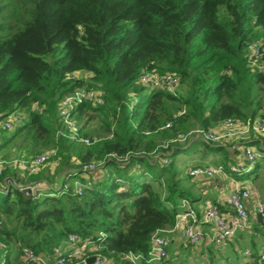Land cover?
<instances>
[{
	"label": "trees",
	"instance_id": "obj_1",
	"mask_svg": "<svg viewBox=\"0 0 264 264\" xmlns=\"http://www.w3.org/2000/svg\"><path fill=\"white\" fill-rule=\"evenodd\" d=\"M258 40L264 41V0H0V118L19 116L12 129H0V239L10 254L14 248L49 254L74 234L101 238L91 254L110 264H136L129 253L147 257L153 233L174 228L182 200L193 206L197 199L187 183L190 168L184 178L175 167L188 148L177 141L180 133L189 125L210 130L229 119L256 120L263 109L264 75L248 55ZM149 74H175L181 92L143 83ZM82 88L102 102L80 104L75 118L105 117L109 136L64 145L57 135L60 105ZM212 143L193 142L223 153L227 169L243 162L238 145L227 153ZM58 146L55 162L66 169L60 186L67 191L37 181L45 195L27 198L15 182L29 174L14 156L31 159ZM157 147L158 156H150ZM8 148L13 153H3ZM94 161L102 162L97 174L88 169ZM261 161L255 169L264 168ZM79 173L88 176L82 195L75 179L67 185ZM202 245L207 255L221 248ZM251 251L255 258L260 250Z\"/></svg>",
	"mask_w": 264,
	"mask_h": 264
},
{
	"label": "built area",
	"instance_id": "obj_2",
	"mask_svg": "<svg viewBox=\"0 0 264 264\" xmlns=\"http://www.w3.org/2000/svg\"><path fill=\"white\" fill-rule=\"evenodd\" d=\"M264 41L258 40L249 46L250 65L254 62L256 70L264 75ZM72 77H75L73 75ZM77 77V75H76ZM142 82L150 83L152 87H167V89L175 94V86L178 84V79L175 74L164 75L162 78L156 74L144 75ZM87 93L81 94L75 91L73 94L65 97L60 105L59 115L61 121V127L57 130V135L65 136L61 132L62 127H66L71 133L72 140L79 139V129L76 124L74 111L84 102H93L99 104L102 102L101 97L95 90L86 91ZM19 116L13 115L7 119L0 118V129L10 130L13 128V124L18 121ZM222 133L214 132L212 130L202 129L201 139L209 142L218 143L225 137L241 138L252 136L256 134H264V121L258 119H248L245 122L226 120L223 122ZM2 140L0 134V142ZM83 142L90 144V140L82 139ZM264 149L261 146L254 147L247 145L243 149L242 159L243 162L238 166H233L227 169L222 164L217 165H204L193 167L189 170V174L194 178H211L216 175H227L229 173L235 174L242 170L247 172L253 170L258 162H260L264 155L261 150ZM47 155H36L31 159H19L14 161L15 164L22 171H26L29 175L37 174L47 160ZM1 163V161H0ZM165 163L168 161L165 160ZM95 167H90L92 169ZM86 170V169H85ZM2 170L0 169V174ZM233 188L226 197V205L229 207L227 212H222L217 205H208L199 217L195 207L190 203L189 199L182 200V211L178 217H183L184 223L181 229V235L184 241L196 246L202 243H212L216 247L227 248L229 247L233 238L241 231L250 227V220L253 217L258 220L260 216V222L264 225V198L260 195L256 188L250 187L245 183H241L237 178H232ZM76 185L75 193L82 195L83 189L80 185L81 182H74ZM16 185V184H15ZM20 187L19 185H16ZM67 186L62 188L61 186L55 187L56 192H66ZM25 194L37 197L45 195L39 190L37 186L26 185L20 187ZM51 188V187H50ZM252 201L255 205V213L253 216L248 212V202ZM203 225H209L210 229L205 230ZM2 226V218L0 217V228ZM178 226V223L173 230ZM166 230H160L153 233L151 236L150 249L147 253V257L142 254L129 253L126 256L127 259L136 263L143 264V261L147 263H158L169 258L167 250V242L164 236L161 234ZM104 235L102 234L101 237ZM92 238L80 239L74 234H69V238L63 248L59 246L54 249L52 253L38 255L33 249L24 248L22 250V262L32 264H68L72 261H78L79 264H88V260L93 257L94 260L91 264H110L108 259L101 254H94L93 256H87L91 252V249L97 246H101V242ZM101 241V240H100ZM245 257L244 264H264V250L258 251L257 256L252 257V251L247 248L243 252ZM0 264H14L13 256L10 254L9 247L5 241L0 239Z\"/></svg>",
	"mask_w": 264,
	"mask_h": 264
},
{
	"label": "rangeland",
	"instance_id": "obj_3",
	"mask_svg": "<svg viewBox=\"0 0 264 264\" xmlns=\"http://www.w3.org/2000/svg\"><path fill=\"white\" fill-rule=\"evenodd\" d=\"M249 55V52H248ZM256 62V61H254ZM254 62L251 63V66L256 69V66L254 64ZM85 75H89V74H85ZM78 77H84L83 73H77ZM181 88L182 86L177 85L175 86V89L179 92H181ZM77 92L81 93V94H85L87 93L86 88H82V89H78L76 90ZM262 98V107L263 109L258 113V120L260 121H264V94L263 96H261ZM185 111V110H184ZM92 114V113H90ZM76 120V124L78 126L79 129V139L76 140L78 143L82 142V139H88L92 141H99L103 138H105L106 136H109V132L107 129V122H106V118L103 116H95L93 119H88V117H84L82 119ZM17 122V121H16ZM16 122L14 124H16ZM202 129H204V127L200 126V125H189L187 127V129L180 133V136L177 137V141H180V143L182 142L183 145H185V150L181 151L177 157L175 158V167L177 171L181 172L182 177L187 178L188 176V170L189 168L191 169L193 166H196L198 164H202V165H209V164H222L223 163V159H224V154L223 153H218L215 150H211V149H205V148H201L199 147L198 144H193L200 141L201 140V131ZM210 130L214 131V132H218V133H222L225 130L222 129V127H211ZM61 132L65 134V136H63L64 138H66L67 140H63V144L64 145H68L72 138L69 136H66L69 131L66 127H62ZM10 133V132H8ZM6 133V134H8ZM71 133H69L68 135H70ZM60 135V134H58ZM154 136L156 138L157 144L160 147L161 145H163V141L160 140L159 135L157 133H154ZM259 141L264 142V134L260 135V134H256L255 135ZM182 139V140H179ZM245 139V138H244ZM244 139L241 138H231V137H225L222 138V140L218 143H212V145H216L219 146L221 145L222 147L225 148L226 152L229 153L230 151L233 150V148L236 147V143L238 141L242 142L244 141ZM19 139L12 145H19ZM159 147H157L151 154L150 156H158L159 153ZM48 151V152H47ZM61 148L60 146H58V149L55 147H50V148H46V150H44V152H39L33 156L36 155H40V154H44L47 155V160L45 161V164L42 166V168L40 169V171L35 174V175H27V176H21V181L20 182H15L16 185H19L20 187H24L26 185H34L35 183H37V181H45L44 185H47L49 188L54 185L55 187L60 186L63 182L64 179V175L65 173H63V169H59L61 168V164H57L55 161V158H57L58 155H60ZM47 152V154H46ZM3 153H13V150H9V148L3 152ZM157 154V155H156ZM31 156V157H33ZM114 156L111 155L109 156V158H113ZM20 158L26 159L25 157H19V156H14V161L19 160ZM30 158V157H29ZM58 161V159H57ZM95 164V168L94 171H96L95 173L97 174V170L102 166V162H96L94 161ZM50 169V171H53L51 174H48L46 171H48ZM112 169V168H111ZM110 169V170H111ZM58 172V175H56V173ZM56 172V173H55ZM52 175V180L53 181H49L46 179V175ZM56 175V176H55ZM258 175V176H256ZM36 176L39 177L36 180H31V177ZM101 176V174L99 175V177ZM256 176V178H255ZM84 177H88L87 175L83 174V173H79V175L76 178L67 180L68 183L67 185H69V183H72V181L75 179L76 182H81L82 178ZM232 178H237L239 181L244 182L245 184L249 185L250 187H255L260 195L262 197H264V168L261 166L260 168H254L253 170L250 171H246L245 169L240 171L239 173H229L225 176H221V175H216L214 177L208 178L207 180H203L200 182H197L198 178H193L192 180H188V187L192 192V196L198 197L201 194L207 198L208 200H222V198L219 199V193L221 190L226 191V189L233 184V180ZM150 179V178H148ZM255 185V186H254ZM218 193V194H217ZM218 203H222L219 202ZM224 202V201H223ZM216 203V202H215ZM211 205V204H210ZM221 205V204H220ZM224 205V210L226 209V211L229 209V207L225 204ZM251 209L248 207V212L250 214H254L255 213V209L253 205H250ZM219 208V207H218ZM222 212H225L223 210H221ZM253 211V212H250ZM173 229V228H172ZM172 229H168V232H163L161 233L164 238L166 239V242L168 244V253H169V258L171 259V257H173V261H171V264H243L245 262V257L243 256V252L245 247L244 245H241L239 247V251L236 252L235 254L230 250L231 248H217V250L215 251V253L213 255H207L205 256L204 254L200 253V250L202 248V244L196 245L195 247H189V245L187 244H183L182 243V235H181V229L177 230L175 233L172 232ZM255 229V228H254ZM259 232L260 229H255ZM180 231V232H179ZM254 231V230H253ZM262 237L264 238V235L261 234ZM69 238V235L67 237L64 238L63 243H61V245H59L60 248H63L66 244L67 239ZM11 243H15V241L13 240ZM252 249V248H250ZM264 250V249H263ZM22 250L20 248H14L12 251V256L13 258V263L14 264H24L22 262ZM94 254H91V252L89 254H87V256H93ZM25 264H32V263H25ZM68 264H78V261H72ZM157 264H164V263H157Z\"/></svg>",
	"mask_w": 264,
	"mask_h": 264
},
{
	"label": "crops",
	"instance_id": "obj_4",
	"mask_svg": "<svg viewBox=\"0 0 264 264\" xmlns=\"http://www.w3.org/2000/svg\"><path fill=\"white\" fill-rule=\"evenodd\" d=\"M244 139V141L240 142L238 141L236 144L238 145V150L239 152L241 151L243 153V149L245 146L247 145H251V146H254V147H262L264 148V142L262 141H259V139L255 136V135H252V136H247V137H242ZM236 145V146H237ZM234 149V148H233ZM262 162V161H261ZM209 165H214V164H209ZM221 176H225V175H221ZM208 178H198L197 182H200V181H203V180H207ZM241 183H244L242 181H240ZM233 184H231L227 189L226 191L224 190H221L220 193H219V199L222 198V200L220 199L219 200H208L207 198H205L202 194L200 196L197 197V199L192 202L193 206L196 208L197 211H200L201 213L204 211V209L210 205V204H220L218 203L217 201L219 202H222L221 204H225L226 202V197L228 196V194L231 192L232 188H233ZM218 194V193H217ZM224 201V202H223ZM217 202V203H215ZM250 205H253L255 209V205L252 201H249L248 202V207L251 209ZM228 211V210H227ZM226 209H225V212H227ZM250 212H253V211H250ZM251 216H253L251 214ZM261 224L260 222V219L258 217V220H257V217L256 219H254L253 217L251 218V222H250V227L247 228L246 230H243L239 233L238 236L234 237V239L232 240V243H231V246L229 248H231L230 250L235 254L236 252H238L239 250V247L241 245H244V246H247L245 247V249L247 248H252V247H255L256 250H263L264 249V238L262 237L261 234L264 235V228L259 226L258 223ZM184 223V220H183V217H178V226L173 230L172 229V232H176L177 230H180L182 228V225ZM263 225V224H262ZM254 227H259V232L257 233L256 230L254 229ZM202 228L205 229V230H209L210 229V226L209 225H203L202 224ZM254 230V231H253ZM166 232H168L166 230ZM180 232V231H179ZM182 240V243L184 242L183 239ZM205 246L209 245L210 243H203ZM203 246V245H202ZM244 249V250H245ZM203 250L201 249L200 250V253L204 254L205 256H207V251L204 250L205 252L203 253L202 252ZM243 254V253H242ZM14 258V257H13ZM244 264V263H243Z\"/></svg>",
	"mask_w": 264,
	"mask_h": 264
},
{
	"label": "water",
	"instance_id": "obj_5",
	"mask_svg": "<svg viewBox=\"0 0 264 264\" xmlns=\"http://www.w3.org/2000/svg\"><path fill=\"white\" fill-rule=\"evenodd\" d=\"M24 195H25L27 198L30 197V194H25V193H24ZM258 217H259V219H260V216H258ZM93 260H94V258L91 257V258L88 260V264H91Z\"/></svg>",
	"mask_w": 264,
	"mask_h": 264
}]
</instances>
